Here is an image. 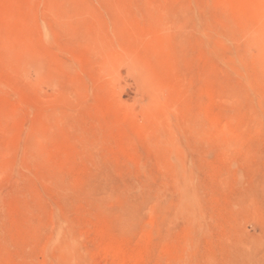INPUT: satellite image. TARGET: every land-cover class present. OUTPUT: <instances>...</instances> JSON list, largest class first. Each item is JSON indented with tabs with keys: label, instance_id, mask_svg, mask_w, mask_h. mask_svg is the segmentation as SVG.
Instances as JSON below:
<instances>
[{
	"label": "rangeland",
	"instance_id": "obj_1",
	"mask_svg": "<svg viewBox=\"0 0 264 264\" xmlns=\"http://www.w3.org/2000/svg\"><path fill=\"white\" fill-rule=\"evenodd\" d=\"M0 264H264V0H0Z\"/></svg>",
	"mask_w": 264,
	"mask_h": 264
},
{
	"label": "bare ground",
	"instance_id": "obj_2",
	"mask_svg": "<svg viewBox=\"0 0 264 264\" xmlns=\"http://www.w3.org/2000/svg\"><path fill=\"white\" fill-rule=\"evenodd\" d=\"M243 1V0H242ZM245 1V0H244ZM244 9V8H243Z\"/></svg>",
	"mask_w": 264,
	"mask_h": 264
}]
</instances>
